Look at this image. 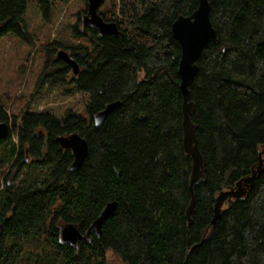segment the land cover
Here are the masks:
<instances>
[{
  "label": "trees",
  "instance_id": "trees-1",
  "mask_svg": "<svg viewBox=\"0 0 264 264\" xmlns=\"http://www.w3.org/2000/svg\"><path fill=\"white\" fill-rule=\"evenodd\" d=\"M28 1L0 0V36L34 42ZM35 1L48 16L54 0ZM209 1L218 40L204 48L190 85L204 158L194 198L193 160L183 146L181 46L172 24L192 15L200 0H155L127 11L121 0L132 32L118 18L117 36L78 20L73 36L85 43L69 47L77 75L54 56L65 44L45 46L46 65L55 67L49 75L85 94L90 119L71 108L59 118L48 111L11 116L0 103V119L12 126L0 140L6 151L0 165L8 143L18 139L2 187L0 264H109L110 252L125 264H264V0ZM116 100L121 106L96 127L93 116ZM74 132L87 139L89 154L71 171L73 152L58 137ZM30 165L47 171L16 183ZM254 173L246 194L229 196L213 224L221 192ZM113 201L98 236L91 225ZM69 223L84 234L76 244L62 240L60 227Z\"/></svg>",
  "mask_w": 264,
  "mask_h": 264
},
{
  "label": "rangeland",
  "instance_id": "rangeland-1",
  "mask_svg": "<svg viewBox=\"0 0 264 264\" xmlns=\"http://www.w3.org/2000/svg\"><path fill=\"white\" fill-rule=\"evenodd\" d=\"M121 0H104L99 12L106 18L115 21H123V28L132 32V28L126 16L120 12ZM126 11L131 4L143 9L155 0H122ZM87 9L86 0H54L48 16H45L35 0L28 1L26 19L30 32L34 39L31 44L19 41L13 34L0 36V103L9 115L20 116L24 112L48 111L62 117L67 109L71 108L86 119H90L85 108V94L70 91L71 83L62 80L54 81L52 74L54 65L47 67L48 52L45 46L54 42L65 44L68 49L56 47L54 56L58 57V51L65 49L70 54L71 48L84 44L73 36L74 29L80 17ZM83 24V23H82ZM81 26V25H80ZM73 73V72H72ZM71 76V75H70ZM67 77V80L70 79ZM40 79L43 81L39 82ZM39 82V84H38ZM39 85V87H38ZM11 125V123H10ZM12 127V126H11ZM15 144V146H14ZM18 139L15 136L8 143V159L0 165V201L2 202V187L4 177L17 153ZM12 147L15 151L11 153ZM4 148H0V158L5 156ZM31 159L27 158V163ZM40 171V172H39ZM47 169H37L30 165L26 167L15 181L18 184L28 183L40 173L44 175ZM229 205L224 201L223 208ZM32 247H28L30 250ZM109 264H125L113 252L108 254Z\"/></svg>",
  "mask_w": 264,
  "mask_h": 264
},
{
  "label": "water",
  "instance_id": "water-1",
  "mask_svg": "<svg viewBox=\"0 0 264 264\" xmlns=\"http://www.w3.org/2000/svg\"><path fill=\"white\" fill-rule=\"evenodd\" d=\"M87 9L86 13L81 17L84 26L97 30L103 35L117 36L121 34V30L117 22L107 21L100 14L99 9L104 3V0H86ZM211 6L209 0H200L198 8L190 16H179L172 24V33L175 39L181 46V57L179 60V75L181 77V91L184 97L183 104V146L185 151L191 156L192 175L189 182V187L194 198V187L197 183L204 178V158L199 150L198 141L195 131V126L191 120V114L195 107L194 103L190 101L191 91L190 85L193 83L197 71V62L202 55L204 48L210 42L218 40L217 30L211 21ZM1 29V24H0ZM58 58L64 60L71 68L75 75L80 71V65L65 49L58 51ZM121 106V101L116 100L105 105L104 109L97 112L93 116V121L96 127L101 126L106 118L116 109ZM12 127L10 123L0 119V140L6 139ZM58 140L63 148H69L74 155V161L71 165V171H76L84 163L89 154V144L86 138L79 133L74 132L67 135L58 137ZM263 160H260V168L262 167ZM261 170V169H260ZM259 170V171H260ZM257 173L251 177L244 179L238 184V189H230L221 192L217 198L215 207V217L212 220L214 224L220 217L224 201L229 197L235 198L246 194L256 178ZM117 206V202H109L100 216L93 222L91 228L96 230L98 236L101 235L103 223L112 217ZM193 202L190 204L188 216L191 215ZM60 233L64 242L76 244L84 237L79 226L73 223L63 224L60 227ZM88 233V232H87Z\"/></svg>",
  "mask_w": 264,
  "mask_h": 264
},
{
  "label": "flooded vegetation",
  "instance_id": "flooded-vegetation-1",
  "mask_svg": "<svg viewBox=\"0 0 264 264\" xmlns=\"http://www.w3.org/2000/svg\"><path fill=\"white\" fill-rule=\"evenodd\" d=\"M111 21V20H110Z\"/></svg>",
  "mask_w": 264,
  "mask_h": 264
}]
</instances>
